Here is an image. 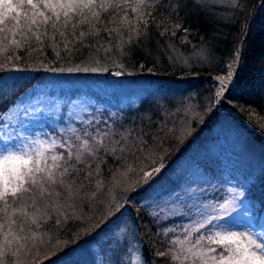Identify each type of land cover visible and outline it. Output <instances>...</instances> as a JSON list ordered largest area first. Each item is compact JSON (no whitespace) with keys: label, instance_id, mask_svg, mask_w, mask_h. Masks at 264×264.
<instances>
[{"label":"trees","instance_id":"16d2710c","mask_svg":"<svg viewBox=\"0 0 264 264\" xmlns=\"http://www.w3.org/2000/svg\"><path fill=\"white\" fill-rule=\"evenodd\" d=\"M150 10L154 20L139 38L144 52L121 55V49L113 48L100 53L99 63L95 57L87 59V52L82 59L61 52L64 58L57 60L47 47L42 52H20L21 59L11 63L0 55V96L4 97L0 117L16 107V99L29 88L46 80L62 85L60 96L68 100H101L89 103L78 117L51 126L48 142L78 145L77 137L85 138V132L89 138L102 139L105 147L91 162L99 168L92 183L100 180L104 187L95 200L78 204L71 219L53 227L44 236L45 243L24 258L25 264H69L83 257H90L93 264H111L115 252L125 251L120 240L118 250L101 258L94 247L113 241L105 235L125 215L129 222L133 215L138 227L140 262L172 264L159 253L172 249L173 240L183 239L181 220L170 217L156 222L143 206L145 197L167 184L163 194L178 190L176 170L186 158L196 159L223 119L242 129L264 155V0H153ZM119 40L115 37L112 43ZM236 53L234 82L216 101L213 77L227 72ZM103 83L123 87L125 96L133 100L130 107L119 105L117 95L90 88ZM4 142L1 138L0 144ZM128 166L132 170L126 171ZM159 166L160 173L143 179L144 171ZM207 174L221 178L217 167L207 169ZM84 183L88 186L87 180ZM126 254L122 262L128 264Z\"/></svg>","mask_w":264,"mask_h":264},{"label":"snow or ice","instance_id":"6c2138e0","mask_svg":"<svg viewBox=\"0 0 264 264\" xmlns=\"http://www.w3.org/2000/svg\"><path fill=\"white\" fill-rule=\"evenodd\" d=\"M152 7L153 0H0V55L11 63L21 59L20 52L47 47L57 60L64 58L61 52L78 59L87 52V59L95 57L99 63L100 53L113 48L121 49V55L144 52L139 38L154 20ZM115 37L120 40L113 44ZM84 137H77L78 145L39 139L17 143L11 138L0 144V264H25L24 258L45 243L53 227L71 219L78 204L95 200L103 189V181L92 183L99 168L91 161L104 149V141L89 138L87 132ZM57 147L64 151L53 152ZM158 172L159 167L144 171L143 179ZM236 198L220 197L210 207L194 202L189 208L196 217L192 226L159 255L172 264H264V231L237 227L239 219L231 215Z\"/></svg>","mask_w":264,"mask_h":264},{"label":"rangeland","instance_id":"374dc122","mask_svg":"<svg viewBox=\"0 0 264 264\" xmlns=\"http://www.w3.org/2000/svg\"><path fill=\"white\" fill-rule=\"evenodd\" d=\"M201 54L205 55V51ZM234 56V61L228 67L231 73L236 71V59L239 55L236 53ZM227 74L228 71L213 78L215 84L214 95H217L216 101L223 97L226 90L225 82L229 81ZM95 87L103 93L119 96L118 103L122 107H130L132 104V98L125 96L123 87L103 83L90 88L96 89ZM61 88L62 85L58 82L46 80L29 88L25 92L26 94L21 96V99L17 98L16 107H12L11 111L8 109L9 112L7 111L0 117L2 119L0 121V139L5 138V141H7L11 138L17 143H31L37 139L48 142V132L51 126L61 122L63 118L67 121V118L78 117L82 109L87 107L89 103L93 105L94 102L101 101L99 97L92 99L82 97L76 98V100L71 98L68 100L65 95L60 96ZM26 111L27 114H25ZM210 137L212 138L204 144L196 159L187 160L186 158L180 164L179 169L176 170L177 183L180 188L175 192L166 191L163 194L162 188L170 184L164 185L149 193L143 200V206L156 222L170 217L179 218L181 220L179 221L181 231L185 233V229L192 226L193 219L196 218L193 212H189V208L194 202L210 207L220 197H228L229 199L237 197L234 205L236 211L231 213L232 216L239 219L237 227L250 229L254 233L264 231L263 152L248 142L242 129L225 119L219 122ZM210 165L220 169L221 178H212L210 174H207V169L211 168ZM224 166L227 167L225 171ZM159 168L161 171L163 167L159 166ZM158 173H154L151 178ZM246 181L250 182V185ZM247 190L251 191V195L255 199L254 213L253 205L244 197L250 194ZM178 195L180 199H177ZM258 208H262V210L258 212ZM131 216L132 222L127 221L125 218H129V215H125L121 217L122 221L119 222L121 224L112 229V233L105 235V237H112L113 239L112 242H109V245L104 244L103 246L94 247L96 257L101 258L103 254L118 250V240H120L125 251L123 253L121 251L115 252L112 255L113 261L111 264H116V261H119L120 264H127L122 262L124 260L123 254L126 252L130 260L128 264H142L140 262V245L138 244V227H136L133 220V215ZM257 219L261 220L259 224H256ZM220 222L216 221L214 223ZM81 260V262H71L69 264H93L95 262H92L90 257H83Z\"/></svg>","mask_w":264,"mask_h":264},{"label":"bare ground","instance_id":"6f19581e","mask_svg":"<svg viewBox=\"0 0 264 264\" xmlns=\"http://www.w3.org/2000/svg\"><path fill=\"white\" fill-rule=\"evenodd\" d=\"M228 80L230 81V78H229ZM229 81H228V82H229Z\"/></svg>","mask_w":264,"mask_h":264}]
</instances>
